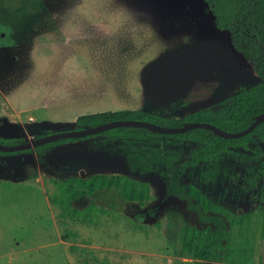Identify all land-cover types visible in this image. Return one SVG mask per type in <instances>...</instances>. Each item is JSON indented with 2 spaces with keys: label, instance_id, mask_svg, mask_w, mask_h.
I'll return each instance as SVG.
<instances>
[{
  "label": "rangeland",
  "instance_id": "rangeland-1",
  "mask_svg": "<svg viewBox=\"0 0 264 264\" xmlns=\"http://www.w3.org/2000/svg\"><path fill=\"white\" fill-rule=\"evenodd\" d=\"M259 82L228 35L214 28L204 0H0V90L23 111L0 116V144L73 130L79 116L101 112L181 119ZM44 102L50 106L39 109ZM3 107L9 108L0 102ZM104 139L51 146L37 158L33 151L0 154V264L187 260L179 258L175 237L182 225L201 228L195 214L166 197L159 177L130 173L126 152ZM256 146L264 152V144H251L224 154L215 183L198 181L206 164L182 179L234 216L230 257L216 264H264V242L255 241L256 206L227 177L253 164ZM193 147L183 145V159ZM95 174L146 183L150 201L140 208L103 192L72 204L96 206L91 222H62L52 180Z\"/></svg>",
  "mask_w": 264,
  "mask_h": 264
},
{
  "label": "trees",
  "instance_id": "trees-1",
  "mask_svg": "<svg viewBox=\"0 0 264 264\" xmlns=\"http://www.w3.org/2000/svg\"><path fill=\"white\" fill-rule=\"evenodd\" d=\"M204 1L212 15L214 28L225 32L233 51L252 65L260 81L258 86L220 101L214 108H203L181 119L120 110L79 116L74 129L92 128L112 121L137 120L166 128H180L189 122L208 123L223 131L237 133L250 126L258 115L264 114V0ZM88 95L93 93L83 96ZM3 112L10 114V110L5 107ZM98 136H105L103 145L111 144L126 152L125 160L130 173L159 177L165 182L166 197L184 203L186 210L195 214L201 228L188 224L179 228L175 237L179 247L178 256L187 260L174 264H216L228 260L233 240L234 216L228 208L208 199L199 187L183 184L182 179L189 169L206 164L198 181L203 185L215 183L220 174L219 159L229 150L247 151L251 144H264V123L259 124L247 136L233 140L222 139L205 129L167 135L146 129L116 128L82 139L59 140L27 151H33L40 157L51 146ZM23 142L21 140L11 145ZM184 144L194 145L187 159L182 158ZM253 152V164L227 177L256 206L255 241L259 245L264 242V152L257 146ZM223 176H226L225 171ZM52 181L56 189L52 194V201L62 222H91L98 215L100 210L93 204L82 210L74 208L72 204L79 198H91L103 192H111L125 203L136 204L140 208L145 207L151 198L149 185L129 176L95 174L89 178L70 177Z\"/></svg>",
  "mask_w": 264,
  "mask_h": 264
},
{
  "label": "water",
  "instance_id": "water-1",
  "mask_svg": "<svg viewBox=\"0 0 264 264\" xmlns=\"http://www.w3.org/2000/svg\"><path fill=\"white\" fill-rule=\"evenodd\" d=\"M166 68L168 67L166 66ZM163 74L166 75L168 79L171 78L170 75L166 74V72H163ZM261 123H264V114L258 115L255 118L254 122L250 126H248L246 129H244L243 131H240L237 133H229V132L223 131L208 123L189 122V123H185L180 128H166V127H162V126L149 123V122H144V121L119 120V121L108 122L106 124H102V125L92 127V128L85 127L81 130L73 129V130H67L63 132H55V133H51L45 136L34 138L30 141H27L21 144H16V145L0 144V153H13V152L33 150L36 147L50 144V143H53L59 140L82 139L88 136L101 134L103 132L113 130L116 128L146 129L151 132H156L158 134H167V135L182 134L187 131H191L195 129H205V130L211 131L215 136H218L222 139L233 140V139H239L244 136H247Z\"/></svg>",
  "mask_w": 264,
  "mask_h": 264
},
{
  "label": "crops",
  "instance_id": "crops-1",
  "mask_svg": "<svg viewBox=\"0 0 264 264\" xmlns=\"http://www.w3.org/2000/svg\"><path fill=\"white\" fill-rule=\"evenodd\" d=\"M5 36V35H4ZM0 100H2V101H0V102H3L4 103V105L5 106H8L9 108V110H10V114H5L4 112H1L0 111V116H13L12 115V113H16V111H20V112H23L22 110H20V109H17L16 107H15V105H13V103H12V101L10 102L9 100H8V98L6 97V95L0 90ZM58 104V103H57ZM38 105H39V109H41V108H43V106H50V104H48L47 105V103H38ZM51 105H55V104H51ZM36 110H38L37 108L38 107H34ZM45 108H48V107H45ZM34 109V110H35ZM69 124V123H68ZM68 124H66L65 125V127H69L70 125H72V123H70V125L68 126ZM30 138H34V136H31ZM24 140V139H23ZM34 157H36L37 158V156L35 155V153H34ZM37 180V179H36Z\"/></svg>",
  "mask_w": 264,
  "mask_h": 264
},
{
  "label": "built area",
  "instance_id": "built-area-1",
  "mask_svg": "<svg viewBox=\"0 0 264 264\" xmlns=\"http://www.w3.org/2000/svg\"><path fill=\"white\" fill-rule=\"evenodd\" d=\"M30 122H36V120H37V118L36 117H30L29 119H28Z\"/></svg>",
  "mask_w": 264,
  "mask_h": 264
},
{
  "label": "flooded vegetation",
  "instance_id": "flooded-vegetation-1",
  "mask_svg": "<svg viewBox=\"0 0 264 264\" xmlns=\"http://www.w3.org/2000/svg\"><path fill=\"white\" fill-rule=\"evenodd\" d=\"M36 118H37V117H36ZM37 121H38V118H37L36 122H37ZM36 122H34V123H36ZM47 135H48V134H47ZM37 137H41V136H40V135H39V136H36V135L34 136V138H37ZM34 138H33V139H34ZM29 141H30V140H29ZM23 143H24V142H23Z\"/></svg>",
  "mask_w": 264,
  "mask_h": 264
}]
</instances>
